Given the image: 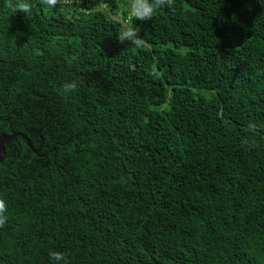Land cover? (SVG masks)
<instances>
[{
  "label": "trees",
  "instance_id": "obj_1",
  "mask_svg": "<svg viewBox=\"0 0 264 264\" xmlns=\"http://www.w3.org/2000/svg\"><path fill=\"white\" fill-rule=\"evenodd\" d=\"M28 2L0 0V137L33 149L4 145L0 264H264V0Z\"/></svg>",
  "mask_w": 264,
  "mask_h": 264
},
{
  "label": "clouds",
  "instance_id": "obj_2",
  "mask_svg": "<svg viewBox=\"0 0 264 264\" xmlns=\"http://www.w3.org/2000/svg\"><path fill=\"white\" fill-rule=\"evenodd\" d=\"M73 0H40L42 5L48 7H56L57 5H70ZM173 0H126L127 13L130 18H134L136 21H148L151 20L156 12L165 7H171ZM7 6L12 8L16 12L31 14L32 5L28 0H8ZM139 26L131 25L121 28L117 40L123 44L128 42L135 46L137 49L141 48L145 41L139 35ZM78 87L77 80L65 81L61 88L64 93H71ZM7 204L3 199H0V227H3L7 222ZM48 258L51 264H68V259L65 253L60 251L51 250L48 253Z\"/></svg>",
  "mask_w": 264,
  "mask_h": 264
},
{
  "label": "water",
  "instance_id": "obj_3",
  "mask_svg": "<svg viewBox=\"0 0 264 264\" xmlns=\"http://www.w3.org/2000/svg\"><path fill=\"white\" fill-rule=\"evenodd\" d=\"M16 137H21L24 139V141L26 142V145L33 151L32 146L29 142V140L26 138V136H24L23 134H13V135H9V136H1L0 137V162L3 161L4 157H5V148L4 145L10 141L11 139H14Z\"/></svg>",
  "mask_w": 264,
  "mask_h": 264
}]
</instances>
